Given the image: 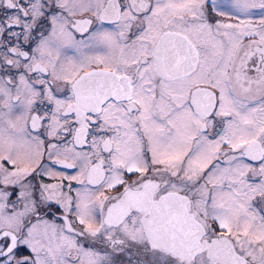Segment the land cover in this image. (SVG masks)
Returning <instances> with one entry per match:
<instances>
[{
	"label": "snow or ice",
	"instance_id": "snow-or-ice-1",
	"mask_svg": "<svg viewBox=\"0 0 264 264\" xmlns=\"http://www.w3.org/2000/svg\"><path fill=\"white\" fill-rule=\"evenodd\" d=\"M0 264H264V0H0Z\"/></svg>",
	"mask_w": 264,
	"mask_h": 264
}]
</instances>
